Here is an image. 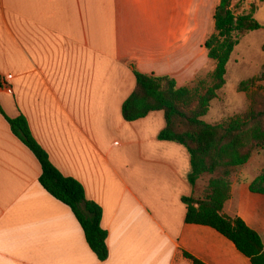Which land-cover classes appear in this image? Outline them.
I'll list each match as a JSON object with an SVG mask.
<instances>
[{
	"label": "crops",
	"instance_id": "crops-1",
	"mask_svg": "<svg viewBox=\"0 0 264 264\" xmlns=\"http://www.w3.org/2000/svg\"><path fill=\"white\" fill-rule=\"evenodd\" d=\"M218 3L211 0L209 15ZM199 6L0 0V107L10 119L23 116L53 166L101 208L108 250L98 261L71 210L39 184V162L0 113V264H192L184 253L203 264H251L212 228L185 223L190 158L157 139L163 114L121 116L135 86L131 64L178 87L199 73ZM263 169V155L253 154L231 178L222 214L241 219L264 247V194L250 191Z\"/></svg>",
	"mask_w": 264,
	"mask_h": 264
},
{
	"label": "trees",
	"instance_id": "trees-1",
	"mask_svg": "<svg viewBox=\"0 0 264 264\" xmlns=\"http://www.w3.org/2000/svg\"><path fill=\"white\" fill-rule=\"evenodd\" d=\"M231 3L232 0H219L212 15L213 32L203 44L208 61L214 63L208 77L178 87L170 76L143 74L131 64L135 86L122 105L121 116L125 122H134L153 112L163 114L164 128L157 139L178 144L186 150L190 158L187 181L193 192L200 180L209 177L201 199L193 194L181 199L186 206L185 223L212 228L229 240L251 264H264V247L257 233L241 219L222 214L231 196V178L255 152L264 154V63L257 77L241 81L237 87L238 92L248 96L247 111L215 124L202 120L226 84L227 64L239 39L261 29L253 18L254 12L235 15ZM0 113L12 134L39 162L41 187L71 210L91 252L98 261H106L107 232L101 227V208L87 201L77 180L63 176L53 166L33 138L23 116L10 119L1 107ZM250 191L264 194V169L250 183ZM184 257L192 264H203L186 253Z\"/></svg>",
	"mask_w": 264,
	"mask_h": 264
},
{
	"label": "rangeland",
	"instance_id": "rangeland-1",
	"mask_svg": "<svg viewBox=\"0 0 264 264\" xmlns=\"http://www.w3.org/2000/svg\"><path fill=\"white\" fill-rule=\"evenodd\" d=\"M217 1V0H216ZM211 6V0H200V37L205 39L212 34L214 26H209L212 20L208 10ZM231 9L235 15L253 13L254 20L261 26V29L255 32H250L239 39V44L235 47L227 64L226 84L218 92V98L211 102L208 113L202 120L207 124L219 123L225 119L238 115L248 110L250 101L246 93L237 91V87L241 81L257 77L262 70L264 63V52L262 45L264 44V1L261 0H232ZM208 17H207V16ZM203 41V43H204ZM200 60L203 61L199 73L184 86L190 85L193 81L205 79L212 72L214 63L208 61L201 43ZM264 87V83H262ZM256 153L264 154L261 151ZM252 167L255 170L259 165ZM261 166V165H260ZM209 177L206 176L200 180L193 192L196 199L202 198L203 190L205 189Z\"/></svg>",
	"mask_w": 264,
	"mask_h": 264
}]
</instances>
